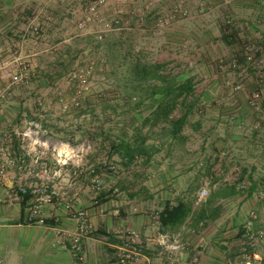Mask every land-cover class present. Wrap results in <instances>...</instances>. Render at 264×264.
Segmentation results:
<instances>
[{
  "label": "crops",
  "instance_id": "crops-1",
  "mask_svg": "<svg viewBox=\"0 0 264 264\" xmlns=\"http://www.w3.org/2000/svg\"><path fill=\"white\" fill-rule=\"evenodd\" d=\"M88 2L0 0V60L22 55L23 46L32 45L37 39L41 44L69 42L76 37L70 36V29L80 20H87ZM117 3L118 0H110V7L114 8ZM125 4L126 10L129 7L132 13L141 12L147 58L156 55L159 60L202 61L206 67L207 62L237 55L246 63V48L254 50L261 65H249L252 73L245 70L239 73L238 77L244 81L241 95L238 99L224 100L240 111V125L245 126L252 118L248 98L252 92H260L258 112H253L258 121L257 130L232 139L264 143V49L261 47L264 45V0H127ZM188 12L193 16H185ZM136 23L134 18L132 26ZM34 26L41 31L38 37L31 33ZM216 37H220L222 45L229 47L232 43L235 49L209 50ZM9 46L18 49L14 53ZM7 74L0 67V88L7 85ZM3 90L7 91L8 85ZM21 111L20 102L11 101L9 97L0 101V143L5 140L1 132H9L22 121L17 118ZM149 113L138 127L136 118L112 117L108 122L93 124L97 125L94 137L98 140L91 164L94 174L83 173L79 196L72 200L76 207L88 210L95 228L92 236L83 242V259L71 252L70 236L77 223L69 217L63 204L57 202L44 207L32 222L30 198L17 200L10 194V190L28 182L17 170L0 178V254L5 264H121L118 254L127 246V237L121 234L132 231L140 235L143 246V257L138 264L247 263L244 249L239 245L223 246L231 238L240 236L241 230L234 228L240 222L239 211L226 208L235 198H212L214 190L198 204L197 196L205 185L204 178L212 171L208 167V156L199 151L194 159L203 160L204 164H181L180 159L189 156V150L179 154L180 136L167 135L164 139L162 135L153 136L152 129L156 127L151 126L152 121H146ZM103 126L110 127V134L104 132ZM141 127L148 131L138 132ZM160 141L168 143L167 149L161 147ZM122 143L124 149H120ZM13 146L18 149L16 140ZM261 155L257 164L263 168ZM109 163L115 164L113 171L108 170ZM94 175L102 184L98 194L92 190ZM221 188L224 187L217 191ZM249 200L247 195H239L235 200L237 208L247 206ZM39 218L45 220L44 225L37 223ZM167 232L181 235L188 244L176 258L156 245L158 235ZM197 254H200L199 261L193 263ZM252 263L261 264L256 260Z\"/></svg>",
  "mask_w": 264,
  "mask_h": 264
},
{
  "label": "rangeland",
  "instance_id": "rangeland-1",
  "mask_svg": "<svg viewBox=\"0 0 264 264\" xmlns=\"http://www.w3.org/2000/svg\"><path fill=\"white\" fill-rule=\"evenodd\" d=\"M126 1L118 0L114 8H111L110 0H89L87 20H80L81 22L76 23L77 28L70 29V36H76L75 38L63 44H41L37 39L32 45L23 46L22 55H15L11 60H0V67L8 73L5 78L8 90L3 100L9 97L11 101L20 102L22 111L17 118L22 121L37 120L58 139L72 145L90 142L92 151L86 155L81 178L83 173L94 174L91 173L94 159L92 156L98 147V140L94 137V129L97 128L94 126L97 125H93L94 122H108L112 117L136 118L138 127L149 113V94L151 83L154 82L142 85L132 83V68L136 62L159 65L160 72L168 78H192L194 93L186 101H182L174 113L175 119L186 114V122L180 134L182 140L176 143L180 155L187 150L190 155L182 157L180 163L188 166L204 164L203 160L194 159L195 153L199 151L208 156V167L212 171L204 178L206 181L202 188L207 189V195L203 201L222 186H236L239 189L237 195L231 196L235 200L239 195H247L253 188L247 206L244 204L239 209L235 200L226 204L227 210L239 211L240 222L234 228L238 227L241 232L239 237L231 238L223 246L239 245V248L245 249L248 242L243 236L244 224L249 211L255 210L258 220L253 231L263 234L262 246L257 250L261 260L256 261L264 264V143L232 139L257 130L255 125L258 121L254 119L253 112H258V102L251 103V97L256 91L248 98L252 118L245 126L240 125V111L225 104L224 100L238 99L244 84L240 80L242 77L238 75L243 70L252 73V66H249L251 64L242 62L238 55L230 59L219 58L207 62L206 67L202 61L159 60L155 58L156 55L154 58H147L141 12L132 13L129 7L126 10ZM185 16L193 14L188 12ZM199 17L200 15L198 19ZM134 18L138 23L132 26ZM31 33L38 37L41 31L34 26ZM261 47L264 49V45ZM13 48L14 46H9L12 52L18 49ZM231 48L235 49V46L232 43L229 47L222 45L220 37H216L209 46V50L215 52ZM233 60L237 61L235 68L231 67ZM23 70L28 72L23 82L12 85L10 74L14 75ZM86 72L89 75L87 83L83 85L78 75ZM3 86L0 89L6 87ZM238 86L241 89L237 91ZM75 102H79V105L76 106ZM103 127L104 132L110 134V127ZM141 128L138 132L148 131L146 127ZM152 130L153 136L162 135L164 139L168 135V129L164 130L159 126ZM160 142L161 147L167 149L168 143ZM260 155L263 158V168L257 164ZM107 168L113 171L115 164L109 163ZM95 176L91 180L92 187ZM98 181L100 182L99 178ZM197 197L200 204L199 196Z\"/></svg>",
  "mask_w": 264,
  "mask_h": 264
},
{
  "label": "built area",
  "instance_id": "built-area-1",
  "mask_svg": "<svg viewBox=\"0 0 264 264\" xmlns=\"http://www.w3.org/2000/svg\"><path fill=\"white\" fill-rule=\"evenodd\" d=\"M247 50V63L256 67L261 65L262 61L256 60L252 49ZM231 67H237L236 60L232 61ZM27 74V70L19 71L14 75L10 74L11 84L22 83ZM88 75L87 72L78 75L83 85L87 83ZM240 89L239 86L236 87L237 91ZM6 94V90L0 89V101L6 97ZM251 99V103L259 102L260 92H254ZM75 105L78 106L79 102H75ZM1 133L5 140L0 143V178L6 177L12 170H17L21 177L28 182L19 185L18 189L13 188L10 190V194L17 200L29 196L31 201L29 206L30 221L38 218L44 207L53 206L57 202L63 204L69 217L77 223L75 232L70 236L71 252L83 259V242L92 236L95 228L88 210L76 207L72 200L79 196V178L85 166L86 155L92 151L91 143L86 141L79 145H72L53 136L40 122L33 119H25L15 128L12 127L9 132L2 131ZM14 140L18 142V149L13 146ZM91 172L94 173L93 170ZM93 181L95 182H93L92 189L98 194L102 190V185L97 176ZM206 195L207 189L204 188L199 194V202H202ZM159 217L160 213L157 215V218ZM257 220V212L249 211L243 234L248 242L243 250L247 260L246 264H253L252 260H261L257 250L262 246L263 234L253 231ZM37 223L44 225L45 220L39 218ZM121 235L127 237L125 239L127 246L118 254L121 264H138L143 257L140 235L133 231ZM155 242L164 253L172 258L181 255L188 245L181 235L169 232L159 234ZM199 257L200 254L195 255L192 262L197 263ZM0 264H5L2 254H0Z\"/></svg>",
  "mask_w": 264,
  "mask_h": 264
},
{
  "label": "trees",
  "instance_id": "trees-1",
  "mask_svg": "<svg viewBox=\"0 0 264 264\" xmlns=\"http://www.w3.org/2000/svg\"><path fill=\"white\" fill-rule=\"evenodd\" d=\"M132 71L134 73L133 84L142 85V83L154 82L151 83L150 113L146 121H152V127L159 126L161 129H168V136L179 137L186 122V114L175 119L174 113L182 101H186L194 93L193 79L190 77L168 78L160 72L159 65H143L140 62L133 65ZM124 148V143L120 144V149ZM238 191L236 186H227L214 192L211 197L234 196L238 194ZM252 192L253 188L248 192L247 197H251ZM25 198H29V196Z\"/></svg>",
  "mask_w": 264,
  "mask_h": 264
}]
</instances>
